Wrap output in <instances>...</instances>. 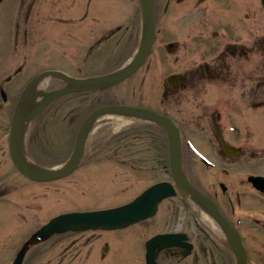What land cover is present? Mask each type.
<instances>
[{"label":"flooded vegetation","instance_id":"flooded-vegetation-1","mask_svg":"<svg viewBox=\"0 0 264 264\" xmlns=\"http://www.w3.org/2000/svg\"><path fill=\"white\" fill-rule=\"evenodd\" d=\"M38 3L22 0L14 10L15 50L11 62L23 60L5 69V74L0 73V206L12 205L11 213L17 205L28 212L32 210L34 201L42 202L47 196L43 189L47 191L48 183L63 180L87 158L102 159L97 154L89 155L87 150L73 172L52 180L32 179L18 169L9 144L18 97L38 72L65 71L46 65L23 76L27 63L62 56L84 64L99 58L106 64L118 46L137 37V13L132 23L112 27L105 21L110 8L105 11L102 3L96 8V0H73V6L66 7L57 5L59 0ZM153 14L150 48L141 65L121 82L122 100L113 98L117 96L113 86L78 92L80 97L74 102H49L31 125L25 140L26 152L36 165L59 164L71 153V149L65 153L64 128L70 133L74 126L78 129L84 116L95 107L123 103L149 109L174 125L176 133L171 137L178 141L182 171L201 198L216 207L221 223L208 212L200 197L177 186L169 162L171 137L161 121L138 120L123 130L126 153L121 162L126 169L160 170L165 177L153 180L116 206L129 203L151 185L164 181L167 191H171L158 201L154 212L114 229L65 230L44 238L32 237L50 217L14 248L0 245V264H13L22 247L21 264H41L51 238L62 243L60 264L71 262H65L69 254L72 264H127L133 258L136 264H264V0H153ZM66 41L73 47L62 43ZM30 47L36 51L28 53ZM77 69L79 76L106 72H83L81 66ZM48 84L46 89L61 82ZM107 91L114 94L111 100L99 96ZM56 129L58 133L63 131V139L59 138L55 147L43 136ZM144 141H151L152 146L147 144L146 149ZM99 152L103 154L99 150L96 153ZM5 155L10 167L1 172L7 163ZM30 186H38L39 190L33 191ZM96 209L103 208L78 211ZM18 215L25 217L26 213L20 211ZM226 229L236 236L242 249L239 255ZM98 232L105 237L100 251L93 247L99 238L90 241ZM84 233H89V239L81 241ZM66 237L70 241L63 246ZM88 244L91 245L83 251ZM46 263L47 260L42 264Z\"/></svg>","mask_w":264,"mask_h":264},{"label":"rangeland","instance_id":"rangeland-1","mask_svg":"<svg viewBox=\"0 0 264 264\" xmlns=\"http://www.w3.org/2000/svg\"><path fill=\"white\" fill-rule=\"evenodd\" d=\"M20 1L22 0H3L0 2V73L2 74L6 73L5 69L9 70L12 68V66L18 64L20 60H23L22 58H18L17 61L11 62V57L13 56L12 54L15 50L12 43V39L14 37V21L12 14L14 13V10L15 12L18 10ZM105 1L106 0H96V8L100 3L104 5L103 8L105 9V11L108 12L110 8L108 18L105 21L112 27L117 24L123 27L128 23H132L133 17L136 16L135 13H137L138 15L137 0H107L108 5L105 4ZM38 2H40V0H36V3ZM57 5H59L60 7L73 6V0H59V3ZM137 21L138 20L136 19L135 22ZM20 26L22 27L21 23ZM55 26L57 27L58 25L55 23ZM120 33L121 29L116 33V36H119ZM67 41L62 43H64L68 47L70 44L73 47V43ZM136 44L137 41L135 39V41H130L121 46H118V49L113 54L112 58L107 60L106 64L104 62H101L99 58H96L93 61L88 62L87 64H84L83 62L78 60H73L74 62L71 60L69 61L67 58L62 56H55L50 59L39 58L37 60H34L33 62L27 63L24 69L25 73L23 74V76L29 75L32 71L38 69L39 67H45L46 65H56L61 69L69 72V74L73 76L80 74L77 66H81L83 68V72L91 73L92 71L97 72L99 70H110L122 64L128 54L132 52ZM18 47L20 46L18 45ZM52 47L57 50V46L53 45ZM34 51H36V49L34 50V48L30 47L28 53H34ZM48 82L50 84H48ZM48 82H46L44 87L47 86V84L48 86L52 83L55 84L56 82H58V80H49ZM122 88V84L118 83L112 89V91L117 92V96L109 91L104 92L99 96L102 99L107 98V100H111V95L113 94V98H116L120 101L122 100V96L120 94ZM79 97L80 93H68L59 96L57 100L74 102ZM93 104H96V101H94ZM132 124L133 123L127 125ZM127 125H120L117 121H115V119H107L102 121L98 125L93 126L86 142V151L90 150L91 153L89 155L92 154L94 156L95 154H97L95 156L101 157L102 159L98 160L96 158H93L94 160L91 159L89 161L86 157V161L83 162L82 166L79 167L75 172L65 177L61 181L48 183L47 191L46 189H43V192H47V196L42 202L41 199H37L36 202L34 201V204L32 203L33 209L29 212L27 208L24 209L23 206L19 205L16 206L17 209L15 210V212L13 210V213H11L13 209L12 205L10 207L8 205L0 206V245L5 248H14V246L19 245L31 231L38 228L41 224L46 222L50 217L57 213L63 211L66 212L72 210L116 206L117 204H120V202H122L126 198V196L137 193L141 188L151 183L153 180L164 178L165 174L160 170L157 171L148 169V171L145 170L146 172H137L124 168L121 160L124 157L126 151L125 145H123L122 142V134L124 133L123 130ZM74 127L72 128V133L69 132L68 128H64V148L66 149V155L70 149L72 150L73 147V137H75V130L77 129L76 127L74 129ZM50 128L51 127H49V129ZM133 130L135 129H131L132 132H136ZM62 133L63 131H59L58 133L57 129L53 132L48 131L46 134H44L43 138L45 140L51 141L52 145L56 147L59 138L61 139L60 134ZM52 140H55L56 143ZM142 144V142H139L140 146H142ZM147 144H150L152 146L151 141H144V146L146 147V149L148 148ZM97 150L102 151L103 154H101L100 152L99 154L96 153ZM148 153L151 154L150 152ZM149 154H147V157H149ZM68 156L69 154L63 158H65L66 160ZM4 157L7 163L3 165L1 172L8 170L10 167L7 155H5ZM60 160H62V157L60 158ZM134 164L139 165L136 164V162H134ZM30 187V189H33V191L39 190L38 186ZM124 187H127V189L125 190ZM41 190L42 189H40V191ZM20 211L22 213H26L25 217H20L18 215ZM12 222H14V224ZM9 224L11 225L9 226ZM88 234L89 233L82 234L81 241L87 239ZM70 237L72 238L74 236L71 235ZM94 237L99 239L97 240L98 242H93V247H95L94 249H97V251H100L101 242H103L105 239L104 233H95L94 236L90 237V241H93ZM66 238L67 240L64 242L63 246H65L68 241H70L68 240V237ZM58 240L59 239H57V241ZM57 241L55 238H51L49 242H47L48 251L41 260V264L46 260V264H60L59 250H61L62 243H60V241ZM89 245L91 244L84 246L85 249H83V251L86 250V248H89ZM71 257V254H69V256L67 255V259H65V262H71H63V264H72ZM88 262L89 261H86V264H88ZM129 263L136 264V259L133 258V261L129 260L127 264Z\"/></svg>","mask_w":264,"mask_h":264},{"label":"water","instance_id":"water-1","mask_svg":"<svg viewBox=\"0 0 264 264\" xmlns=\"http://www.w3.org/2000/svg\"><path fill=\"white\" fill-rule=\"evenodd\" d=\"M138 6L140 21L137 45L131 56L119 67L106 73L79 77L55 69H45L26 83L13 110L9 133L12 159L24 175L36 180H52L71 173L78 167L86 152V142L97 118L103 115L123 116L150 122L160 120L170 137L176 133L172 122L149 109L123 103H109L92 109L83 118L78 126L71 153L64 162L49 167L39 166L30 160L26 152V136L36 115L46 104L64 94L103 90L113 86L126 79L140 66L148 53L153 36V0H138ZM52 78L59 80L62 84L51 89H44L43 85ZM42 80H44V84H40ZM168 150L171 172L177 186L183 192L194 195L195 198L200 197L201 201L208 206V212L221 223L216 207L203 200L202 196L187 181L180 164L178 141L172 137L168 142ZM166 186L167 183L164 181L155 183L124 205L91 211L61 213L38 228L32 237L44 238L54 232L65 230L114 229L128 225L154 212L158 201L171 191L169 189L167 191ZM226 230L233 250L239 255V251L242 249L239 248L236 236L231 234L230 229ZM23 255L24 248L22 247L13 264H21Z\"/></svg>","mask_w":264,"mask_h":264},{"label":"bare ground","instance_id":"bare-ground-1","mask_svg":"<svg viewBox=\"0 0 264 264\" xmlns=\"http://www.w3.org/2000/svg\"><path fill=\"white\" fill-rule=\"evenodd\" d=\"M40 84H44V80H42ZM107 119H115V121H117L120 125H127V124L135 123L136 121H138V119H135V118H127V117L116 116V115L114 116L113 115H103L97 118L94 126L98 125L99 123ZM208 220L212 225H214L215 228H217L216 224L211 219H208Z\"/></svg>","mask_w":264,"mask_h":264}]
</instances>
